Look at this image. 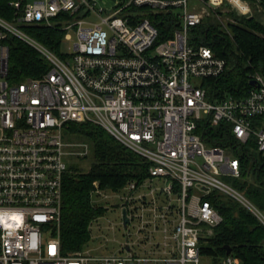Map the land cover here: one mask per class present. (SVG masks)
<instances>
[{
    "label": "built area",
    "instance_id": "1",
    "mask_svg": "<svg viewBox=\"0 0 264 264\" xmlns=\"http://www.w3.org/2000/svg\"><path fill=\"white\" fill-rule=\"evenodd\" d=\"M237 1H9L11 16L0 15V264H241L233 252L219 262L203 254L223 222L208 197L236 201L264 225L260 210L225 181L240 178L237 153L245 145L255 142L264 155V75L252 73L255 85L242 97L218 100L206 81L221 76L227 62L191 44L193 28L212 10L217 16L232 5L247 18L264 13V0ZM164 13L173 20L162 21L172 25L166 39L151 19ZM91 14L99 18L94 25L86 21ZM37 25L68 39L79 26L73 53L59 56L34 39L28 27ZM9 37L38 52L49 71L11 81ZM70 123L103 127L150 165L146 178L120 192L94 183L95 208L107 210L100 201L123 192L127 240L105 257L62 248ZM221 125L231 128L234 146L209 143L206 128ZM83 147L78 157L90 154ZM112 241L104 236L106 245Z\"/></svg>",
    "mask_w": 264,
    "mask_h": 264
},
{
    "label": "trees",
    "instance_id": "2",
    "mask_svg": "<svg viewBox=\"0 0 264 264\" xmlns=\"http://www.w3.org/2000/svg\"><path fill=\"white\" fill-rule=\"evenodd\" d=\"M9 1L0 0V15L6 18L11 16ZM245 1L252 3L255 0ZM229 15L233 17L234 23H228L227 29L211 16L191 32L193 46L209 47L217 57L227 62V69L221 76L206 81L218 100L228 96L242 97L251 88V74L259 71L264 75V23L257 19L258 16L247 18L237 12ZM166 16L165 13L151 16L161 31L162 39L169 37L168 34L172 32V27H169L172 25L162 23L163 20L168 23L173 21ZM28 28L34 39L63 56L61 46L64 32L46 25ZM7 44L10 49L11 81L19 83L27 77L38 78L49 71L44 58L23 41L9 37ZM65 134L79 138L91 149L89 155L79 157L89 160V169L81 171L70 166L64 179L60 237L67 255L83 250L91 239L93 221L106 211L92 204L96 191L94 183L104 192H120L129 181L146 178L150 165L103 127L93 123H70L66 126ZM206 136L210 137L211 145L236 144L231 128L226 125L206 128ZM237 154L241 160V176L229 180L264 215V155L257 150L255 142L245 145ZM208 199L222 215L223 222L215 230L203 254L219 262L227 255L225 247L230 246L241 264H264V225L236 201L215 194Z\"/></svg>",
    "mask_w": 264,
    "mask_h": 264
},
{
    "label": "rangeland",
    "instance_id": "3",
    "mask_svg": "<svg viewBox=\"0 0 264 264\" xmlns=\"http://www.w3.org/2000/svg\"><path fill=\"white\" fill-rule=\"evenodd\" d=\"M238 2L237 0H235ZM108 3H110L108 1ZM192 6L197 5L196 0H190ZM104 5V4H103ZM102 3L98 5V8H101ZM105 6V5H104ZM203 7H205L203 5ZM223 10L220 11L222 15H217L214 10L211 11V16L215 17L221 24L225 25L230 22L234 23L233 17L229 14L231 12H236L235 9L230 5L229 7H222ZM179 10V9H178ZM181 12V10H179ZM219 13V14H220ZM224 13V14H223ZM257 15V14H256ZM85 18H78L77 21H82ZM260 22L264 23V13L258 15L257 18ZM87 22L92 23L93 25L99 22V18L95 15H90L87 19ZM76 22V20L72 21ZM91 25L85 24V28H89ZM79 26H75L71 30H69L66 35L71 36L69 39L65 36L63 44L61 46L62 54H71L74 51V45L78 41L77 37V29ZM65 143L67 146L65 147V152L67 155L65 156V161L68 166H73L81 171H87L90 167L89 160L82 159L78 157V153L84 150L82 148L83 144H87L76 137H71L69 134H65ZM89 146V145H88ZM90 148V146H89ZM225 181L231 184L229 178L225 179ZM123 192L119 193L117 196H114L112 199L101 200L100 206L107 208V210L93 221L91 225V239L88 244L83 248V251L86 254H89L93 257H105L110 253L115 252L119 248V243H123L127 240V236L125 235L126 229L123 226V212H122V201L121 196ZM109 235L111 238H116L117 242H110L108 245L104 243V236ZM213 238V237H212ZM208 246V245H207ZM206 246V247H207ZM234 254V253H233Z\"/></svg>",
    "mask_w": 264,
    "mask_h": 264
},
{
    "label": "water",
    "instance_id": "4",
    "mask_svg": "<svg viewBox=\"0 0 264 264\" xmlns=\"http://www.w3.org/2000/svg\"><path fill=\"white\" fill-rule=\"evenodd\" d=\"M250 84L253 86V85H255V82L252 81ZM225 250H226V254H227V255L231 254L232 251H233L232 248H231L230 246H226V247H225Z\"/></svg>",
    "mask_w": 264,
    "mask_h": 264
},
{
    "label": "bare ground",
    "instance_id": "5",
    "mask_svg": "<svg viewBox=\"0 0 264 264\" xmlns=\"http://www.w3.org/2000/svg\"><path fill=\"white\" fill-rule=\"evenodd\" d=\"M237 3H239V4H240V2H237Z\"/></svg>",
    "mask_w": 264,
    "mask_h": 264
}]
</instances>
